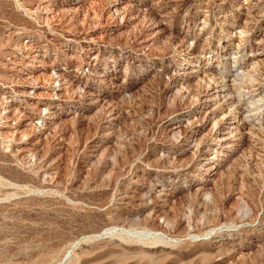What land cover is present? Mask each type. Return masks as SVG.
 Here are the masks:
<instances>
[{
    "label": "rangeland",
    "instance_id": "obj_1",
    "mask_svg": "<svg viewBox=\"0 0 264 264\" xmlns=\"http://www.w3.org/2000/svg\"><path fill=\"white\" fill-rule=\"evenodd\" d=\"M0 264H264V0H0Z\"/></svg>",
    "mask_w": 264,
    "mask_h": 264
},
{
    "label": "bare ground",
    "instance_id": "obj_2",
    "mask_svg": "<svg viewBox=\"0 0 264 264\" xmlns=\"http://www.w3.org/2000/svg\"><path fill=\"white\" fill-rule=\"evenodd\" d=\"M34 58V57H33ZM45 117V116H44ZM41 125V124H40ZM219 141V140H218ZM208 159H210V158H208ZM209 168V167H208Z\"/></svg>",
    "mask_w": 264,
    "mask_h": 264
}]
</instances>
